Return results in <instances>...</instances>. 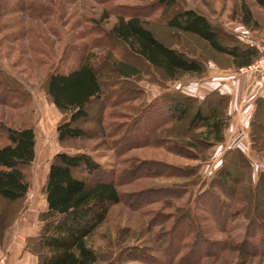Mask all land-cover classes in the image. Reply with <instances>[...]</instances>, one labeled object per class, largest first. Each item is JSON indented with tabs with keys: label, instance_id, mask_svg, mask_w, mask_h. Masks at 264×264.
I'll return each instance as SVG.
<instances>
[{
	"label": "rangeland",
	"instance_id": "1",
	"mask_svg": "<svg viewBox=\"0 0 264 264\" xmlns=\"http://www.w3.org/2000/svg\"><path fill=\"white\" fill-rule=\"evenodd\" d=\"M156 1L0 0V146L7 142L8 127H32L36 138L35 159L26 169V196L15 202L0 198V256L5 260L8 243L33 235L39 226L36 215L45 207L46 175L57 152L88 150L104 166L100 176L116 175L113 180L121 193L120 203L109 206L107 219L88 240L98 252L97 264H169L164 253L169 237L182 232L174 225L176 218L181 216L186 222L182 215H189L188 201L195 205L196 194L221 168L225 154L232 151V155L239 152L242 168H232L234 178L221 184V191L212 190L221 200L220 208L228 209L231 215L221 225V217H216L218 207L203 202V209L196 208L198 227L191 228L171 264H264V57L259 50L264 40V10L249 0L256 25L245 28L240 22L239 0H177L178 7L193 8L207 16L224 42L259 53L251 67L238 69L227 55L212 51L198 38L172 33L164 23L168 11L156 7ZM133 11L145 16L160 41L202 63L204 73L166 82L159 70L112 41L107 31L116 16ZM108 47L114 53H109L111 59L119 60L121 55L138 66L142 80L106 83L105 96L92 100L86 107L87 119L76 124L85 135L59 142L56 126L65 115L46 94L49 75L72 65L76 52L83 48L109 79ZM118 91H126L131 98L119 100ZM213 91L227 96L220 108L227 117L224 141L217 145L199 144L188 149L194 131L185 123L170 122L163 108L145 117V105L161 96L181 92L215 103L217 95H210ZM103 122L105 132L100 127ZM149 129H156L153 136ZM240 154L251 165L249 180L258 184L255 193L247 190L248 171ZM200 159L206 161L201 163ZM164 163L174 168L163 167ZM197 164V173L189 169L187 174L191 175L186 179L171 176L177 167ZM75 175L92 180L82 171ZM195 178L198 184L185 193L183 184ZM171 185L178 186V198L160 201L159 189ZM228 224L231 231L226 233ZM199 253L202 255L197 256Z\"/></svg>",
	"mask_w": 264,
	"mask_h": 264
},
{
	"label": "trees",
	"instance_id": "2",
	"mask_svg": "<svg viewBox=\"0 0 264 264\" xmlns=\"http://www.w3.org/2000/svg\"><path fill=\"white\" fill-rule=\"evenodd\" d=\"M248 1L239 0L240 22L245 28L256 25ZM251 1L264 10V0ZM156 2V7L168 11L164 23L172 33H183L198 38L212 51L227 55L232 65L238 69L247 67L258 59L259 53L253 48L224 42L217 31V26L212 25L204 14L193 8L178 7L177 0H157ZM106 15L105 13L104 18L107 17ZM107 34L112 41L121 43L130 54L140 58L150 68L159 70L166 82L181 80L186 75L201 76L204 73L202 63L203 66L192 56L160 41L148 27L145 16L140 12L133 11L130 14L117 15ZM81 50L76 52L72 65H64L61 71L51 73L46 83V94L49 100L65 115V118L56 126L59 142L80 139L85 135L84 130L76 124L87 119L86 107L92 100H100L105 96L106 83L111 81L117 85V82L121 80L133 82V79L142 77L138 66L128 63L124 56L117 57L119 60L111 59L110 54L114 53L108 47L109 51L105 59L111 64L112 77L106 79L100 73V69L96 68L89 50L86 52L83 48ZM138 80L142 79L138 78ZM214 94L217 95V100L215 103H210L206 97L201 100L196 96L173 92L170 96H161L145 105L148 112L145 117L150 113H160L163 108L170 122L185 123L188 129L194 131V140L188 144V149H194L199 144L207 147L217 145L224 141L227 117L225 109L223 112L220 108L223 107V99H227V96L215 91L210 95ZM116 96L119 100L131 98L126 91H118ZM100 127L105 132L104 122ZM155 130L150 131L152 136ZM6 140L7 142L0 146V198L7 202H15L24 198L29 190L26 169L35 159V132L32 127H8ZM228 153H230L229 157H233L230 161ZM232 154V151L225 154L221 168L209 183L205 184V188L201 187L200 192L196 194L195 205L191 206V201H188L189 215L186 213L182 215V219L185 218L186 222L181 221V216L176 218L177 223L174 222V225L181 227L182 232L180 230L179 233L171 235L170 240L168 239L170 245L166 247L164 253L168 255L169 264L173 262L172 259L177 255L179 248L185 244L183 241L190 235L191 228L198 227L196 208L203 209V202L208 203L210 207H218L216 217H221V225L225 224L231 215L228 209L220 208V206L223 207L221 200L212 190L218 188L216 190L221 191V184L234 178L232 168L238 170L242 168L239 152H236V155ZM241 157L248 171L247 190L255 193L258 184H253L251 179L249 180L251 165L243 155ZM200 161L202 163L206 159H200ZM162 166L174 168L166 163ZM177 168H175L177 172L171 176L186 179L191 175L187 174L189 169L197 173L199 164L191 168ZM103 170H105L104 166L97 162L88 150H78L74 153L57 152L53 155L44 186L46 210L39 213L38 219L41 226L34 239L36 246L31 249L38 257V264L98 263V252L89 245L88 240L107 219L109 206L117 205L121 200V193L113 180L116 176L115 172L113 174L115 176L105 178L100 176ZM78 171L85 172L92 177V180L85 181L76 176L75 172ZM196 181L195 178L194 181L183 184L187 187H183L185 193L188 187L198 184ZM177 187L171 185L160 188L162 192L159 196L160 201L177 199L178 195L175 194ZM155 224L158 225L157 222ZM163 225L164 222L161 227ZM227 226L226 233L231 231L229 224ZM229 237L231 241L234 240L233 237ZM158 240L162 242L163 238ZM166 242L168 244V241ZM230 243L233 244V242ZM201 255V253L197 254V256Z\"/></svg>",
	"mask_w": 264,
	"mask_h": 264
},
{
	"label": "crops",
	"instance_id": "3",
	"mask_svg": "<svg viewBox=\"0 0 264 264\" xmlns=\"http://www.w3.org/2000/svg\"><path fill=\"white\" fill-rule=\"evenodd\" d=\"M201 97V96H200ZM45 200V195H44ZM46 202V201H45ZM46 210V204L43 210L38 211L37 219L39 217V213ZM38 228L33 235H26L22 238L13 240V243H8V247L5 250V254L7 257V264H38V257L35 255L31 249H33L35 245V238L37 237L41 223L38 219ZM38 249V248H37Z\"/></svg>",
	"mask_w": 264,
	"mask_h": 264
},
{
	"label": "built area",
	"instance_id": "4",
	"mask_svg": "<svg viewBox=\"0 0 264 264\" xmlns=\"http://www.w3.org/2000/svg\"><path fill=\"white\" fill-rule=\"evenodd\" d=\"M259 50H260V53L263 52V57H264V40L261 42ZM251 65H249L248 67H251ZM0 264H7V260H5L4 257L0 256Z\"/></svg>",
	"mask_w": 264,
	"mask_h": 264
}]
</instances>
